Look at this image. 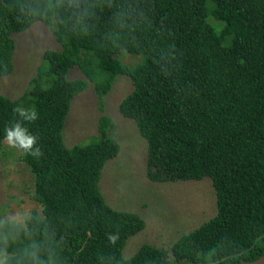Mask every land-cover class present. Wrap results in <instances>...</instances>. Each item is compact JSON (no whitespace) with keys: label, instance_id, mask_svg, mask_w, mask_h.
Instances as JSON below:
<instances>
[{"label":"trees","instance_id":"obj_1","mask_svg":"<svg viewBox=\"0 0 264 264\" xmlns=\"http://www.w3.org/2000/svg\"><path fill=\"white\" fill-rule=\"evenodd\" d=\"M37 22L53 25L62 48L44 53L20 98L0 89V151L15 108L39 113L25 124L42 155L21 157L43 208L25 221L31 239L59 264H240L264 255V0H0V77L14 69L13 34ZM126 53L140 61L128 66ZM76 66L86 78L69 77ZM118 75L134 84L120 111L148 142L149 177H209L218 206L171 247L145 243L129 258V238L147 223L113 208L100 189L121 151L114 120L102 115L88 143L69 147L64 138L74 98L90 83L103 97ZM24 243L22 233L9 254Z\"/></svg>","mask_w":264,"mask_h":264},{"label":"rangeland","instance_id":"obj_2","mask_svg":"<svg viewBox=\"0 0 264 264\" xmlns=\"http://www.w3.org/2000/svg\"><path fill=\"white\" fill-rule=\"evenodd\" d=\"M53 25L34 23L23 32L14 33L16 42L14 69L0 77L1 92L20 98L30 87L49 49L60 50ZM128 66L140 57L122 55ZM71 79L86 78L76 66L69 72ZM134 89L132 79L118 75L110 91L100 96L93 83L72 101L64 128L67 146L88 143L100 135V119L109 115L114 120L111 135L121 144L117 157L104 166L100 189L109 205L118 210L132 211L146 220V227L131 236L124 248L129 258L145 243L169 248L182 234L190 232L218 212L217 194L209 177L201 180L154 181L148 175V142L135 120L120 111L122 100ZM22 150L11 148L5 141L0 151V218L23 213V221L42 205L34 199V175L22 161Z\"/></svg>","mask_w":264,"mask_h":264},{"label":"clouds","instance_id":"obj_3","mask_svg":"<svg viewBox=\"0 0 264 264\" xmlns=\"http://www.w3.org/2000/svg\"><path fill=\"white\" fill-rule=\"evenodd\" d=\"M83 14H87V10ZM14 113L19 117L13 119L3 129V138L14 149L40 157L42 155L39 137L32 133L25 122L38 119L39 113L35 108L17 107ZM27 238L19 253L10 255L8 248L21 241V234ZM115 239V237H110ZM0 264H59L58 257L46 249L41 243L31 239L23 221V213L9 216L6 221L0 222Z\"/></svg>","mask_w":264,"mask_h":264},{"label":"water","instance_id":"obj_4","mask_svg":"<svg viewBox=\"0 0 264 264\" xmlns=\"http://www.w3.org/2000/svg\"><path fill=\"white\" fill-rule=\"evenodd\" d=\"M240 264H264V255L253 261H242Z\"/></svg>","mask_w":264,"mask_h":264}]
</instances>
